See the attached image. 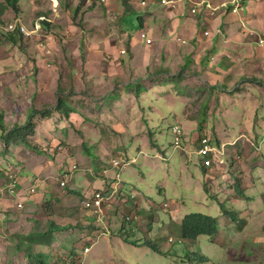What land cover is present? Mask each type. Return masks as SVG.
I'll list each match as a JSON object with an SVG mask.
<instances>
[{
    "label": "rangeland",
    "instance_id": "rangeland-1",
    "mask_svg": "<svg viewBox=\"0 0 264 264\" xmlns=\"http://www.w3.org/2000/svg\"><path fill=\"white\" fill-rule=\"evenodd\" d=\"M29 1L33 5L43 4L44 12L51 17V28L38 23V31H41L32 33L30 41L17 35L14 45H0V121L5 129L24 125L29 113L35 109L51 108L60 93L80 113L65 117L54 110V115L46 118L38 115L35 118L38 124L36 133L29 139L37 143L42 152L20 144L4 147L0 143V264H27L26 255L16 248L13 235L21 231H43L49 225V217L51 220L58 219L63 213L54 209L51 202L56 197L60 198V191L67 187L77 191L76 195L66 198L76 208L71 217L67 216V220H80L89 215L102 228H94L95 232L101 228L97 232L98 238L97 235L95 238L92 234L84 235L85 230L79 228L59 231L58 236L53 233L57 243L54 244L56 259L62 256V264H264V210L260 208V203L256 202L258 213L252 216V227L259 232H254L255 235L247 241L235 235L241 234L240 229L237 233L230 229V224L236 226V223L225 216L221 205L226 203L229 208L241 211L240 201L229 198L230 163H224L228 157L227 148L224 158L221 153L216 155L219 163L215 166L223 167L220 170L216 167L211 172L214 177L203 171L202 158L196 153L199 137L206 132L217 146L222 143V138L229 141L240 133L251 135L254 130L261 131L264 126V47L251 44L254 61L242 57L246 62L240 72L243 73L242 79L258 77L261 83L255 85L249 80L243 83L238 77L237 84L240 86L243 83L246 90L219 93L211 98L209 105L206 101L208 117L204 126L200 127L196 125V118H199L201 101L194 104V99L174 92L172 81L162 85L159 83L162 80L151 74L168 69V52L176 55L183 51L184 48L178 46L182 43L178 34H172L173 43L169 41L165 46L161 45L160 41L163 40L160 39L156 40L157 43L152 39L150 46L136 41L130 53L125 47L127 37L118 32V23L114 21L116 14L113 11L119 10L122 5L120 0L111 1L110 14H107L108 11L103 15L93 11L85 16L75 10L81 0H73L69 5L70 18L58 9L64 0ZM18 2L23 12L21 21L27 28L30 26L28 30L34 31L32 26L39 17L31 19L24 11L25 0ZM51 4L54 5L52 11ZM203 4L204 0L193 2L191 13L196 14V6ZM205 5L210 9L215 8L208 1ZM149 10L153 15L163 13L158 5L151 6ZM59 13L60 19L55 21L52 16L57 17ZM13 18L4 15L5 22ZM261 19L258 17L255 21ZM241 24L247 33V43H255L258 38L251 36L250 31L258 35L259 31L245 20ZM171 31L172 28H169ZM120 45V49L127 52L120 54ZM161 49L164 50L162 55ZM189 58L190 55L185 60ZM174 65L177 73L187 66L183 67L179 61ZM129 81L135 82L141 96L135 97L136 102L128 100L127 104L120 93L138 92L120 88L121 84ZM168 88H171V93L156 92ZM139 105L144 118L137 113ZM177 125L185 133L179 148L174 146L175 135L172 132ZM149 131L153 133L154 146ZM241 138L246 139V136L242 135ZM248 141L251 142L250 139ZM119 157H124L128 162L118 179L128 182L134 198L142 194L147 196L143 202L147 207L151 204L152 208V213L141 211V214L135 208L129 217L135 216L138 229L133 227V232H125V235L138 244L147 238L167 250L168 255L147 245H134L118 234L123 213L128 212L126 208L119 207V211L114 213L111 212L114 207L105 205L103 217L97 220L96 214L87 209L81 210L78 206L80 202L82 207L85 206L82 200L85 191L83 185L89 178L98 180L101 176L102 180H106L110 172H115L116 176V170H109L111 162ZM106 161L109 162L108 166L105 163L99 167ZM64 169H70L72 173L67 177L68 186L57 188L58 176H62ZM29 171L35 173L30 174ZM223 176H226V181ZM41 178L49 185V191L36 186V193L25 194L31 190L32 184L25 189L22 180L26 182L25 179H28L32 183ZM210 187L216 190L215 195L209 192ZM19 201L23 203L22 207L18 206ZM56 205L63 209L69 203H61L57 199ZM40 207H46L47 214ZM195 211L217 217L221 232L214 236L201 235L197 240L183 239L179 228L172 224L171 217L181 220ZM127 228L125 226L123 231ZM25 236H22L24 247L28 244ZM72 246H76L78 253L69 251ZM41 252L49 262L53 249Z\"/></svg>",
    "mask_w": 264,
    "mask_h": 264
},
{
    "label": "crops",
    "instance_id": "crops-1",
    "mask_svg": "<svg viewBox=\"0 0 264 264\" xmlns=\"http://www.w3.org/2000/svg\"><path fill=\"white\" fill-rule=\"evenodd\" d=\"M35 1H38V0H35ZM39 1L46 2V0H39ZM111 1L112 0L105 1L106 9L107 8L109 9L110 7L109 5L111 4ZM140 1L145 2L144 0H140ZM173 1H175L176 3L175 7H171V5H162V6H159V10H163V13L162 14L156 13L157 17L161 18V20L165 23L163 24L161 22L163 25H165L166 36H164V38H161L160 40H163V41H160V42L162 46L167 45L169 41L170 43H173L172 34H178L182 42L178 44V46L184 49L183 51L178 52L176 55H171V53L168 52L167 54L168 63L166 64V67L173 68L174 62H177V61L181 62L183 67H185L187 65L186 63L189 62L190 63L189 65H191V68L195 67L197 69L198 74L192 73L193 68L192 70H187L185 72L187 79H185L184 81L187 82V84H190V86H193L194 82H196V84L208 83V82H210L212 85L217 84L219 86L218 92L214 93L212 97H215L219 93L229 94V93L236 92L240 89H243L245 91L246 86H242L244 81L239 86V88L238 89L236 88L235 90L234 89L229 90V91L225 90L223 85H226L228 88L238 87L237 78L239 77V79L241 80L243 73H240V72L245 68V65H243V63L246 62V60H242V57H249V61L253 62L254 55L252 54L253 51L251 49L253 47L251 44H257L258 48L264 47L263 45H259V42H258L259 38L264 37V0H241L242 8L235 15H232L233 13L231 12L232 14L227 15L228 18H225L224 12H221V13H218V12L224 11L228 3L232 0H207L210 3H212L213 6L220 7L218 12L213 16H211L208 13V10L202 6L197 8L198 11H200L198 14L191 13L190 11L191 4L195 2L196 0H173ZM1 2L2 0L0 1V3ZM72 3H73V0H64V4H60L58 7L59 12L61 11V13L63 12L67 15V7L69 9V5H71ZM185 3L186 5L185 7H183V4ZM18 4H19V14H18L19 16L18 17L20 18V15H22L23 12H22V7L20 5V2H18ZM223 4H226V7H221ZM42 6L43 4L33 5L31 1L25 0V10L24 11L27 13V15L31 19L32 17H34V19H37V17H41V15H47L44 12L45 10L43 9ZM1 11H3V14L1 16V20L3 21V23H5V20H4L5 14H8L10 18L15 17L14 16L15 14L13 13L12 9L8 8L5 5L2 6V3L0 4V12ZM119 11H121V6L119 10H117V12ZM69 13L71 14L70 9H69ZM60 16L61 15L59 13L58 18L55 21L59 20ZM201 16H202V19L200 20ZM258 17H262V19L260 21H255V19ZM238 20L241 22L245 20L248 23V25H250L253 29H256L257 31H259V35H258L259 37H257L258 39H255L254 37H252L255 39V43H251V42L247 43V39L245 37L247 34H242L239 28L240 23L238 22ZM49 24L50 23H47L46 25L43 22L42 26L50 29L51 25ZM199 26H202L203 30H200V29L198 30ZM169 28H172L174 32L173 31L169 32ZM205 31H209L210 34L208 36L203 35ZM13 35L17 36L18 34H13ZM19 36L25 40L23 36L21 35ZM30 40L31 39H29V41ZM139 43H141L144 46L149 45L141 41H139ZM14 44H15V41L11 39L10 35L7 37L0 38V45L10 47ZM169 49H171L170 46H169ZM132 50H134V47L132 48ZM161 52L164 53V50L161 49L160 54ZM208 52H210V54H208ZM180 54L182 55L181 57H180ZM188 55H190L193 61L196 60L194 61L195 65H193V62L189 60L188 61L185 60V58ZM207 55H208V58L206 57ZM202 57L206 61L204 66L201 64ZM202 77L204 79H202ZM254 78L258 79V77H254ZM252 84H255V85L259 84V80L258 82L256 81V82H253ZM171 91H172L171 88H168L163 91L160 89L159 91H156V92L157 93H171ZM116 94H119V93H116ZM120 94L122 95V99H124L127 104L129 103L128 100L136 102L135 93H120ZM138 100H137V103H138ZM208 105H209V101H208ZM137 113L141 115V118H144V114H142V109L140 105L137 106ZM76 114L78 113L76 112L71 113V115H76ZM196 125H198V122L196 123ZM108 135L111 137V139H113L111 134H108ZM242 135L246 136V139L241 138ZM248 138L251 140V142L248 141L249 140ZM229 141L222 138V143H220V145L225 146L228 150V157L226 158L224 163H226V161L227 162L229 161L230 163V169H229L230 179L228 180V182L230 185L231 192L229 193V198H231V200L240 201L241 203L240 205L241 211L238 212L239 218L238 220H235L236 226L231 225L230 224L231 222H229V224H230V229H232V231L235 230L236 233L240 229L239 232L241 234H235V235L236 236L239 235L240 238H242V240L246 239L247 241L248 238L253 237L255 235L253 234L254 232H259V230H254L252 227L253 225L252 216L254 213H258V211L256 210L258 208L256 206V202H259L260 208L264 210V126H262L261 131L254 130L251 135H247L246 133L245 134L240 133L236 138L230 139ZM229 145L233 147H228ZM108 161L104 162L103 164H99V167H101L105 163H107V166H108V163H109ZM231 164L233 165L232 167H231ZM216 167L217 166H214L213 168H206V171H205L206 174L214 177L211 172L215 170ZM222 167L218 166L217 169L220 170ZM109 171H112V169ZM29 173L34 174L35 172L29 171ZM38 173H40L41 175V171H39ZM213 173L215 174V171ZM218 173H216L217 176H218ZM71 175L72 173L70 169H67V170L64 169L62 176L61 177L60 175L58 176L59 180H58L57 188L60 187L61 180H66V186H68L67 177ZM107 176L108 178L106 180H102L101 176L100 178H97L98 180H95L94 178H89L88 182H86L83 185L85 188L84 189L85 191H84V195L82 199L87 198L93 192V190L95 189L97 190L98 188L104 189V191L107 192L106 193L107 195H109L111 192L116 190L119 187V185L116 188L114 184L117 182L115 180V172L114 174L110 172V174H108ZM238 177H241V179L243 180L246 186V194L244 197L237 196V193L235 192L234 186H235V183ZM222 178H224L225 181L227 180L226 176H223ZM25 180L26 182L22 180V184L24 188L29 187V185L31 184H38V187L41 186V188L44 189L45 191H49V185L47 183H44L43 178H41V180H38L32 183H30V180L28 179H25ZM122 182H123V186H125V188L127 187L128 189L125 190L124 187L122 188L123 195H121L119 200L116 201L115 203L111 201V203L107 204L106 202V205L115 208V210L114 208L111 209V212L117 213V211H119V207H124L128 210L127 213H129V211L132 212L133 210H135V208L139 209L138 211L139 214H141L140 213L141 211L143 212L147 211L148 213H152L150 212V210H152L151 204H148V207H147L146 202H143L144 197H147L144 194L138 197L136 196L137 200L136 198H134L133 200L126 199L125 195H129L130 193H128V191L132 192V189L129 188V184L126 180L122 179L121 183ZM210 188L212 189H210L209 192H213L215 195L216 190H214L213 187H210ZM63 189L59 193L60 198L56 197L55 200L53 199V201L51 202L52 207L54 209H59L60 212L63 213V214L60 213L61 215H59V218L56 220L62 221L65 223H72L73 225L79 224L82 218H80V220L79 219L78 220L71 219L69 221L67 220V216L71 217L73 212L76 211V208L71 203V201L66 198L70 197L69 195H74L77 193L72 192L73 194L72 193L67 194V193H70L68 187L66 190L65 189L63 190ZM216 197L219 198L218 195H216ZM57 199H60L61 203H64V202L69 203V206L67 207L66 205H64L63 209L60 206L58 208L56 205ZM130 202H132L133 204L130 205ZM78 206L80 207L81 210L85 209L82 207L81 202ZM88 216L89 215H85L84 217L87 218ZM171 219H172V223H174V221H178L173 216L171 217ZM119 225L121 226V222L119 223ZM129 225L132 226V229L133 227L138 229V226H139L137 221H132L129 224H125L124 226H129ZM262 227L264 228V222H263ZM70 229H74V228H70ZM249 234H251V236ZM84 235L90 236L89 232L87 231H85ZM56 236H58L57 233H56Z\"/></svg>",
    "mask_w": 264,
    "mask_h": 264
},
{
    "label": "trees",
    "instance_id": "trees-1",
    "mask_svg": "<svg viewBox=\"0 0 264 264\" xmlns=\"http://www.w3.org/2000/svg\"><path fill=\"white\" fill-rule=\"evenodd\" d=\"M105 1H107V0H90V1L89 0L88 1L87 0H81L79 5L76 8V10H77L76 13L81 12L82 16H85V14H87L88 12L91 13L93 11H99L100 14L103 15L108 11L109 13H107V14H110L109 9L108 8L106 9V7H105ZM120 1L122 3L121 11H119V12L113 11V13L116 14V16L114 17V21H117V23H118V32L121 35H125L127 37V42L125 45L126 50H128L130 53L133 52L132 48L134 47L136 41L137 42L141 41V34L142 33H146L147 36L149 38L153 39L154 42H156V40L159 41V39L164 38V36H166L165 25H163L165 23L161 20V18L157 17V15L153 16V13L149 10V8L153 5L162 6V4L159 0H144L145 2H141L140 0H120ZM1 3H2V6L5 5L8 8L12 9L13 13L15 14L14 15L15 17L13 19H15L19 16L18 15L19 14L18 0H2ZM231 6H232L231 4H228L224 11L218 12V10H219L218 9L214 13V15L217 12L218 13L224 12L225 18H228L227 15L232 14L231 13L232 12ZM204 7L206 8V6H204ZM51 8H52V6H51ZM199 12L200 11H198V13ZM2 14H3V11L0 12V25H4L7 23V22L3 23V21L1 20ZM67 15L70 18V13H69L68 7H67ZM232 15H235V14L233 13ZM44 16L49 17V15L48 16L44 15ZM201 19H202V16L200 17V20ZM238 22L240 23L239 28H240L242 34H247L246 31L242 27V24H241L242 22L239 20H238ZM44 23L47 25V22H44ZM150 25H151V27H150ZM199 29L203 30L202 26H199L198 30ZM203 35H204V33H203ZM14 36H16V35H13V34L10 35L11 39L16 42L18 36H16V37H14ZM25 40L29 41V39H25ZM42 40H44V38H42ZM120 48H121V45L119 47V50H120L119 52L121 54V50H124V49H120ZM126 50H124V51H126ZM162 54L163 53L161 52V55ZM208 54H210V52H208ZM206 57L208 58V55ZM162 58L164 59L166 57L162 56ZM187 60L193 62V65H195L194 61H196V60L193 61V59L191 57ZM205 62L206 61L202 57L201 64L203 66L205 65ZM50 66H51V64H50ZM192 68H193V70H192ZM192 68H191V65L188 64L186 66V69H182L181 71L178 70V73H177V71L176 72L174 71L175 68L168 67V69H166V70L161 69L160 73H158L157 71H154V72H151V74L154 77L159 78V80H162L161 82H159L162 85L164 84V82L167 84V81L170 82V80H171L173 82L174 92L177 94L186 96V97H190L191 99H194V104L199 103L201 101L199 103V109H200V111H199L200 113L198 114L199 118H196V120H197L196 122H198L199 126L202 127V126H204L206 119L208 117V114H207V106L208 105H206V101H207V103H208V101L210 103L212 95L214 93L218 92L219 86L217 84L212 85L210 82L199 83V84H196V82H194V85L190 86V84H187V82H185L184 79H187L186 73H185L187 70H192L193 74H198L197 69L195 67H192ZM160 76H163L162 77L163 79L160 78ZM248 80L252 81V82H256V81L258 82V79L254 78V77L250 78V79H242L241 78L242 82L248 81ZM260 83L261 82H259V84ZM237 86L238 87H235V88H232V87L228 88L226 85H223L224 89L228 90V91L232 90V89L235 90L236 88L238 89L239 85L237 84ZM120 88L125 89V91H131L130 89L136 90V91H138L137 93L132 91L133 93H135V97L139 98L141 96L139 93V88L137 87V89H136L135 82L133 83V82L129 81L126 84H121ZM60 94H62V93H60ZM60 94H58V96H57L55 105H53L51 108H45L43 110L35 109V110H33V112L31 114L29 113L28 118L24 122L25 123L24 125H21V126L19 125L16 128L5 129L4 124L1 123V121H0V143L3 144L4 147H8L12 144H20V145H24L25 147H27L30 150H33L36 152H42V149H40V147L37 145V143H34L31 139H29L31 136L35 135L36 129L38 126L35 118L38 115H40L41 117H45V118L49 117V116H51V114L54 113V110L59 112L61 115L65 116V117H69L72 112H76L78 114L80 113L79 110L74 108L72 105H70L68 103V101L65 100V97L62 98L60 96ZM201 109H206V111L202 112ZM191 117L194 118L193 116H191ZM172 130H173V128H172ZM182 131H183V129H182ZM149 134H150V137L152 136L151 143L153 144V146L156 145L155 141L153 140L152 131H149ZM204 134L210 135L208 132H206ZM184 135H185V133L183 131V136ZM183 138H182V140H183ZM119 158H122V157H119ZM123 159H125V158L123 157ZM202 169L204 172L206 171V168L204 167L203 164H202ZM60 187L63 188L62 186H60ZM123 187L125 188V186H123V182H122V184H119V187L116 190H114L113 192H111L109 195H107L106 194L107 192L104 191V189H102L103 194L105 196V200L103 201L102 207H104L106 205V202H107V204H109V203H111V201H113V203L118 201L120 196L123 195V193H122ZM234 188H235V192L237 193V196H242V197L245 196L246 186H245L243 180L241 179V177H238V179L236 180ZM126 189H128V188L126 187L125 190ZM36 191H37V189H36ZM69 191H70V193H72V192L77 193L76 189H73L72 191L69 190ZM94 191H96V189L93 190V192ZM93 192L85 199L90 200ZM128 193H130V194L125 195L126 199H132L133 200L134 197L132 196V192L128 191ZM25 194L28 195L29 193H27V191H26ZM85 199H82V200H85ZM221 205H222L223 211H224L226 216L230 217L234 221L238 220L239 214L236 210L229 208L226 205V203H222ZM83 208L87 209L91 213H94L93 210L95 209V205H93V203H92L91 206H83ZM42 209H44V208L42 207ZM44 210L47 214L48 209L45 207ZM130 215H131L130 211H129V213H123L124 219H123L122 226H121V229H120L118 234L120 236H122L125 239V241L130 242L134 245H147L149 247H152L154 250L158 251L161 254L168 255L169 252L167 250H165L162 246L156 244L155 242H153L147 238L144 239L141 244H138V242L136 240H132L130 237L125 235V232H126V234L132 233V226L129 225L128 228L125 229L126 231H123L125 228L124 225L129 224L132 221H136L135 216L129 217ZM39 217H41V216H39ZM95 218L98 220L97 214H96ZM48 219L50 221L49 225L43 231L36 229L35 231H21L20 234H17V235L14 234L13 235L14 238L16 239V241L14 239V242L16 243V248L18 249L19 252H22L26 255L27 264H62V263H64V259L62 256H60L58 258V260L56 259V252L54 250V247H55L54 244H57V243L55 242L54 236H52L53 233L56 234L59 231L66 230L68 228H79V229L85 230L87 232L91 231V232H89L90 236L92 234L95 238V236L97 235L96 238H98L97 232L101 231L100 229L102 228V226L95 224L94 221L90 219V216H88L87 218L83 216L82 217L83 220L79 224H76V225H73L72 223H65V222L57 221L56 219L51 220L50 217ZM59 222H61V223H59ZM172 224H175L177 226V228H179V231L182 235V238L186 239V240H197L199 238V236H201V235L214 236V235L219 234L221 231L220 222H219V219L217 217L210 215V214L198 212V211L191 212V213L185 215L181 220L174 221V223H172ZM123 226H124V228H123ZM98 227H101V228H99L95 232L94 228L97 229ZM23 235H26L25 237L28 240V244L26 247H24L25 242L23 241V238H22ZM172 240L173 239L170 238V241H172ZM41 248L43 250H41ZM50 248L53 249V252L51 253V255H50L51 258L48 262V260H45L44 256L41 255V253H42L41 251L46 252V251H49ZM70 250H74L76 253H78L76 251V246H72L71 248H69V251ZM26 252H28L29 254ZM79 257H80V255H79Z\"/></svg>",
    "mask_w": 264,
    "mask_h": 264
},
{
    "label": "built area",
    "instance_id": "built-area-1",
    "mask_svg": "<svg viewBox=\"0 0 264 264\" xmlns=\"http://www.w3.org/2000/svg\"><path fill=\"white\" fill-rule=\"evenodd\" d=\"M207 0H204V4L201 5L202 7L206 6ZM209 2V1H208ZM210 3V2H209ZM161 4L163 5H171V7H175V1L173 0H161ZM228 4L232 5V13L236 14L241 8H242V4L241 1L239 0H232L230 1ZM201 6H196V9L198 7ZM221 7H226V4H223ZM207 10H209L210 8H208L206 6ZM220 7H215L210 9L211 12L209 13L211 16L214 15V13L219 9ZM54 9V7L52 8V10ZM196 14H198V9L197 11H195ZM56 16L54 15V18ZM40 21H47L50 22L51 19H47L45 17H41L39 19ZM39 26L36 24L34 26L33 29H35L34 31H30L28 30V28L23 24V22L20 19H14L13 21L9 22L7 25L5 26H0V36L2 34H12V33H17L19 35H22L28 39H30V37L32 36L31 34H38L40 31H38ZM42 29V26H41ZM38 31V32H37ZM37 32V33H36ZM205 35H209V32L206 31ZM250 35L251 36H258V33H256L255 31H250ZM141 41L146 43V44H152V40L147 36L146 33H142L141 34ZM259 45H264V39L263 38H259L258 40ZM125 51L121 50V54H124ZM173 134L175 135V139H174V146L176 148H179L182 145V128L180 126H175L173 127L172 130ZM196 153L199 157L202 158V164L204 165L205 168H213L216 164H218L219 162H217V158L216 155L217 153H221L222 154V158L225 157V153H226V148H224V146L218 148L215 146V143L210 139V137L207 134H202L199 137V143H198V148L196 150ZM128 161L123 159V158H116L114 159L111 164L110 167L111 169H114L117 171L116 176H115V180L117 181L115 184V186L119 185L121 183V181L118 179L120 172L124 169V167L127 165ZM75 168V167H73ZM15 182V181H14ZM66 185V180H61L60 181V186L64 187ZM36 186H38V184H32L31 185V190L27 193L32 194L34 192H36ZM105 200V196L103 194V190L102 189H97L96 191L93 192L91 199L90 200H84L83 203L85 204V206H91V204L93 203V205H95V209L93 210L95 214H97L98 219L100 217H103V201ZM18 206L22 207L23 203L21 201L18 202Z\"/></svg>",
    "mask_w": 264,
    "mask_h": 264
},
{
    "label": "clouds",
    "instance_id": "clouds-1",
    "mask_svg": "<svg viewBox=\"0 0 264 264\" xmlns=\"http://www.w3.org/2000/svg\"><path fill=\"white\" fill-rule=\"evenodd\" d=\"M160 2H161V1H160ZM162 5H163V4H162ZM51 6H52V8H53L54 5L51 4ZM52 8H51V11H52ZM41 17H42V16H41ZM41 17H39V19H40ZM44 17L47 18V19H51L50 16H49V17L44 16ZM17 18L20 19L19 17H17ZM17 18H15V19H17ZM52 18H54V15L52 16ZM57 18H58V16L55 17L54 19L56 20ZM39 19L36 20L35 25L38 24V23L42 25L43 21H40ZM13 20H14V19H13ZM13 20H12V21H13ZM20 20H21V19H20ZM9 22H11V21H8L7 23H9ZM46 22H47V21H46ZM47 23H50V22H47ZM23 24H24V23H23ZM24 25H25V24H24ZM35 25H34V26H35ZM25 26H26V25H25ZM34 26H32V28H34ZM28 28H29V27H28ZM32 28H31V29H32ZM12 34H17V33H12ZM12 34H2L0 37H7V36L12 35ZM18 35H19V34H18ZM21 36H22V35H21ZM23 37H24V36H23ZM24 38H25V39H28V38H26V37H24Z\"/></svg>",
    "mask_w": 264,
    "mask_h": 264
},
{
    "label": "bare ground",
    "instance_id": "bare-ground-1",
    "mask_svg": "<svg viewBox=\"0 0 264 264\" xmlns=\"http://www.w3.org/2000/svg\"><path fill=\"white\" fill-rule=\"evenodd\" d=\"M8 23H6V24H4V25H0V26H5V25H7ZM178 126V125H177ZM183 132V131H182ZM182 137H183V134H182ZM211 139V138H210ZM214 142V141H213ZM215 143V142H214ZM215 146H216V144H215ZM216 147H218V148H220V147H222V145H220V144H217V146ZM224 148H226L225 146H224ZM118 186V185H117ZM117 186H116V188H117ZM171 239H173L172 237H170Z\"/></svg>",
    "mask_w": 264,
    "mask_h": 264
}]
</instances>
